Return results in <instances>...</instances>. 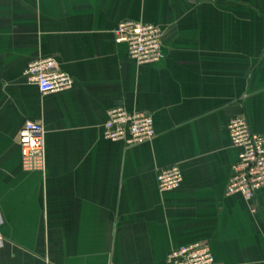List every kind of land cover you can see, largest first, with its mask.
<instances>
[{"label":"crops","instance_id":"0c3cea01","mask_svg":"<svg viewBox=\"0 0 264 264\" xmlns=\"http://www.w3.org/2000/svg\"><path fill=\"white\" fill-rule=\"evenodd\" d=\"M159 26L163 55L137 65L115 30ZM74 80L42 95L28 66ZM152 116L156 137L104 138L108 112ZM264 135V0H0V264H164L208 242L217 264H264V188L228 195L229 123ZM46 130L47 169L24 171L20 132ZM179 166V189L158 174Z\"/></svg>","mask_w":264,"mask_h":264},{"label":"built area","instance_id":"2783aa9c","mask_svg":"<svg viewBox=\"0 0 264 264\" xmlns=\"http://www.w3.org/2000/svg\"><path fill=\"white\" fill-rule=\"evenodd\" d=\"M162 37L163 31L159 26L131 20L121 22L115 30L116 42L127 45L129 57L139 66L157 63L164 57ZM25 75L30 83L37 85L42 95L67 92L74 86L73 78L59 71L53 58L31 63ZM228 132L233 146L239 150V160L233 167L227 193L239 194L251 203L256 192L264 188V135L254 133L245 118L232 120ZM155 137L151 115L130 113L123 107L108 112L104 125L106 140L136 147L151 142ZM19 142L23 170L45 172L47 156L44 127L26 122L20 132ZM157 180L160 192L165 193L179 189L183 175L180 167L175 165L161 169ZM164 264L217 263L208 242L201 241L173 250Z\"/></svg>","mask_w":264,"mask_h":264}]
</instances>
